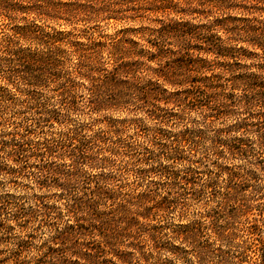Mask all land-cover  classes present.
<instances>
[{"label": "trees", "instance_id": "obj_1", "mask_svg": "<svg viewBox=\"0 0 264 264\" xmlns=\"http://www.w3.org/2000/svg\"><path fill=\"white\" fill-rule=\"evenodd\" d=\"M121 1L101 0L99 5L97 2L79 3L78 0L68 3L45 1L43 6L54 8L62 18H73L75 14L83 13L82 20L90 22L112 17L109 10ZM178 12L203 16L206 21L200 24L180 19L157 21L149 30L139 31L140 34L136 35L138 41L125 37V31L120 30L108 40L92 41L89 45L78 41V36H72L70 32L38 36L34 30L25 31L27 28H23L17 38H25L28 45L33 44L40 49L16 48L8 40L1 48L0 60L7 57L17 62L11 73L29 65L30 68L21 72L24 73L23 78L31 82L41 80L54 63V57L65 51L66 48L62 47L77 55V65L86 61L92 65L95 73L90 74L92 77L82 85L88 95L89 111L102 116L95 119L100 125L90 134H82L86 130L84 125L68 128L60 134V145L72 146L73 163L81 168L103 169L112 164L113 154L121 153L120 148L130 146L127 140L137 135L142 127L139 120L109 118L106 114L124 111L133 101L148 102L153 106L147 113L149 119L162 117L158 108L161 103L171 105L170 109L197 105L206 124L211 117L234 110L244 114L226 130H216L211 146L216 149L225 145L231 156L240 154L245 159L255 156V163L247 160L253 167L248 177L240 179L242 173L234 169L227 172V184L215 210L205 215V226L188 223L148 227L146 221L150 216L168 208L171 200L161 196L150 205L151 192H124L122 185H110L115 174L108 175L101 170L90 176L82 175L80 181L94 180V187L83 196L70 199L63 209L56 210V206L47 205L36 197L28 208L2 200L0 240L10 230L20 233L25 223L21 218L26 216H42L52 221L56 228L41 243L34 258L20 259L22 246L28 243L22 239L0 258V264H61L57 256L65 251H69L77 261L82 258L93 264H125L130 256L139 252L138 248L130 247L134 251L119 252L114 246L127 248L131 245L124 241L140 235L149 238L150 249L154 251L167 246L157 241L158 236L192 243L197 264H227L229 258L237 259V263L264 264V202H254L264 200V0H187V8ZM102 52L106 59L100 62L97 56ZM211 55L213 58L209 57ZM69 91L71 89L65 87L60 93ZM259 104L263 107L256 109ZM189 130L177 132L172 140L166 139L169 143L163 144L166 149L163 155L168 163L152 169L157 176L167 178V183L173 187L181 188L182 183L194 179V169L189 165L175 169L172 164L176 157L187 160L184 150L179 148L193 136ZM230 130H233V136L228 142L224 141ZM151 131L154 135L160 134V127ZM162 136L166 138L164 134ZM33 144L37 145L32 149L19 145L17 150H13H29L42 156L53 152L58 145L47 142ZM255 151L258 155H254ZM81 168L79 172H82ZM71 175V170L66 171L64 186L69 185ZM259 175L263 176L261 183L257 181ZM212 180L203 186H211ZM252 180L255 184H250ZM248 187H259L255 194L261 193L260 196L254 198ZM253 209L258 211L257 217L251 212ZM64 215L69 216V222L58 225ZM166 226L170 231L162 233ZM202 228L207 229L219 245L210 246L214 242L202 244L198 240L203 235ZM31 236L27 234L25 237ZM88 240L95 244L90 252L85 251L90 243ZM173 248L177 247L173 245ZM106 249L112 258L97 261L101 250Z\"/></svg>", "mask_w": 264, "mask_h": 264}, {"label": "rangeland", "instance_id": "obj_2", "mask_svg": "<svg viewBox=\"0 0 264 264\" xmlns=\"http://www.w3.org/2000/svg\"><path fill=\"white\" fill-rule=\"evenodd\" d=\"M45 1L68 3L73 0H0V56L1 48L8 40H11L16 48H29L30 51L37 49L33 44L28 45L25 38H17L23 28H27L25 31L34 30L38 36L51 35L58 31L70 32L72 36H78V41L89 45L92 41L108 40L120 30L125 31V37L138 41L136 35L140 34L139 31L149 30L157 21L180 19L191 24L206 21L203 16L178 12L180 9L187 8V0H122L109 10L112 17L90 22L82 20L83 13L75 14L73 18H62L55 13L54 8H45L43 6L46 4ZM78 2L91 4L97 2L99 5L101 0H78ZM62 48H66L65 51L55 56V61L51 59L54 63L46 70V74L39 82H31L23 78L24 73L21 70H27L28 67L30 68L29 65L20 67L17 73H11L10 71L16 68L17 62L8 60L7 57L0 60V201L7 200L11 204L17 203L28 208L36 197L38 200L45 201L47 205L56 206V210L63 209L64 204H67L70 199L81 197L83 193L89 192L94 187V180L87 183L80 181L82 175L90 176L101 170L108 175L115 174L114 177L117 180L113 179L110 185H122L124 192L129 191L134 194L151 192L148 202L150 205L156 203L161 196L171 200L168 208H163L165 210L150 216V220L146 221L148 227L160 224L173 227L188 223L205 226L207 220L205 215L215 210L224 186L227 184V172L230 169L238 170L242 173L240 179H245L250 173V168H253L247 160L249 159L252 163L256 161L255 156L245 159L240 154L229 155L225 145L218 146L216 149L211 146L216 130H226L244 114L234 110L226 115L219 114L211 117L206 124L202 119L201 108L197 105H190L184 109L180 106L170 109L171 105L166 106L161 103L158 108L159 113L163 114L162 117L158 119L153 116L149 119L147 113L153 106L148 102L132 101L124 111L106 114L109 118L139 120L138 123L142 127L137 135L127 140L130 146L120 148L121 153L113 154L112 164L103 169L81 168L82 166L73 163L75 155L72 154L74 152L71 151L72 146L60 145L62 143L60 134L68 128H78L81 125H84L86 129L82 134H90L100 125L96 123L97 121L95 122V119H101L102 116L89 111L88 95L82 85L92 77L90 74L95 73L92 65L88 61L83 65H77V55L70 52L67 47ZM209 57L213 58L212 55ZM97 59L100 62L105 61V53H100ZM65 87L71 91L60 93ZM69 100L70 103H68ZM259 105L255 108L263 107ZM155 127H160V134L154 135L151 131ZM186 128L190 129L189 134L193 136L189 137L184 146L179 149L184 150V158L187 160L176 157L172 164L175 169H183L189 165L194 169V179L186 184L182 183L181 188L173 187L167 183V178L157 176L153 170L159 164L168 163L163 155V151H166L163 144L169 143L166 139H174L177 132ZM199 130L200 133L196 132ZM233 134V130H230L224 141L228 142ZM36 142L58 145L53 152L42 156L29 150H13V148L17 150L19 145L24 146V149H32V146L37 145L33 144ZM254 155L258 153L255 151ZM79 168L82 172H79ZM68 170L72 171V175L68 178L69 185L66 187L64 177ZM259 177L257 181L261 183L263 176L259 175ZM211 178L213 184L209 187L203 186ZM253 182L252 180L250 184ZM258 188L248 187L254 198H258L261 194H255L259 191ZM254 202L255 204L263 203L264 200L258 199ZM251 212L258 216L256 209ZM21 219L25 221L21 232L10 230L3 235L6 237L0 240V258L11 251L16 242L25 239L28 243L22 246L20 259L30 260L37 255L41 243L55 232L56 227L51 224L52 221L42 216H26ZM69 219V216L64 215L58 225H64L65 222H69ZM164 228L162 233L170 231L169 227ZM201 231L203 235H200L198 240L202 244L214 242L210 246L219 245L212 236L210 237L207 229L202 228ZM27 234L33 236L26 239ZM156 239L160 244L167 245L166 248L151 250V241L144 235L125 240V244L131 245L127 248L114 247L119 249V252L134 251L130 247L138 248L139 252L130 256L127 262H124L125 264L198 263L192 243L189 244L182 239H170L169 236H158ZM88 242L90 243L85 251L90 252L94 250L95 244L92 240ZM173 245L177 248H173ZM69 253V251L58 253L57 257L61 264H93L82 258L77 261L76 257ZM102 258H112L108 249L101 250L97 261ZM236 260L229 258L226 261L227 264H244V261L237 263Z\"/></svg>", "mask_w": 264, "mask_h": 264}]
</instances>
